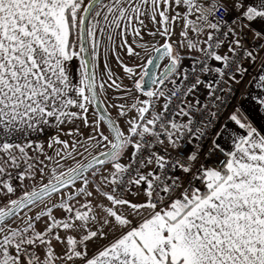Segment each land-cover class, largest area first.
I'll return each instance as SVG.
<instances>
[{
    "label": "snow or ice",
    "instance_id": "6c2138e0",
    "mask_svg": "<svg viewBox=\"0 0 264 264\" xmlns=\"http://www.w3.org/2000/svg\"><path fill=\"white\" fill-rule=\"evenodd\" d=\"M0 264H264V0H0Z\"/></svg>",
    "mask_w": 264,
    "mask_h": 264
}]
</instances>
